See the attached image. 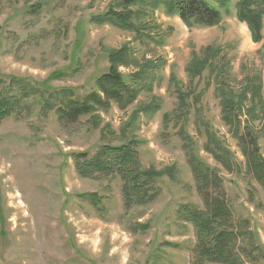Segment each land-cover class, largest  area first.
Returning a JSON list of instances; mask_svg holds the SVG:
<instances>
[{"label":"rangeland","instance_id":"374dc122","mask_svg":"<svg viewBox=\"0 0 264 264\" xmlns=\"http://www.w3.org/2000/svg\"><path fill=\"white\" fill-rule=\"evenodd\" d=\"M238 1L229 0L212 27H187L163 6L134 5L130 10L141 21L134 32L90 22L111 7L123 10L122 0H0L3 83L25 80L47 94L70 90L81 101L97 92L96 80L109 69V52L124 45L137 65L119 67V73L128 79L148 64L154 78L152 91L144 89L125 109L112 102L79 119L59 120L57 101L51 109L33 102L0 122V264H191L194 229L176 213L181 204L202 208L203 197L179 125L164 119L177 108L176 87L190 95L183 127L194 152L221 178L234 218H248L264 246V190L246 172L238 145L221 121L217 91L224 86L239 93L260 85L264 99V16L256 43L248 24L236 18ZM194 66L199 74L187 72ZM151 103L160 110L141 112L125 126L135 109ZM262 123L251 126L264 159ZM204 124L230 152V172L203 150ZM132 140L143 168L174 166L175 171L172 178L165 174L156 181L154 200L125 210L121 178L79 177L73 154L92 156L102 145ZM90 194L100 199L98 207L87 199ZM256 264H264V257Z\"/></svg>","mask_w":264,"mask_h":264},{"label":"trees","instance_id":"16d2710c","mask_svg":"<svg viewBox=\"0 0 264 264\" xmlns=\"http://www.w3.org/2000/svg\"><path fill=\"white\" fill-rule=\"evenodd\" d=\"M229 0H122L115 11L109 8L103 15L94 16L90 22L94 25H110L119 30L137 32L141 23L138 12L130 10L131 6H148L152 10L164 7L168 16H177L187 27H212L219 23L221 10ZM236 18L248 24L254 42L261 41V18L264 16V0H239L236 5ZM109 69L96 80L97 92L86 96L81 101L73 97L70 90H61L47 94L42 89L34 87L25 80H11L5 84L0 81V122L16 114L23 107H29L36 102L42 109H51L53 102L58 106L54 111L59 120H75L83 115L97 112V109L115 103L118 108L125 109L132 105L145 89L152 91L154 78L148 75V64L140 66V71L131 77L119 73V67H134L137 61L130 55L129 48L124 45L119 50L108 54ZM147 70V71H146ZM197 66L188 69L189 74H199ZM170 83L173 78L170 77ZM220 118L231 132L240 153L244 166L254 180L264 190V159L259 148L258 134L251 124L264 119V99L260 97V85H251L239 93L230 92L224 86L217 87ZM177 98V108L172 116L164 115V119L175 120L182 135L183 149L186 152L189 168L196 182V189L203 197V207L192 204H181L177 210V219L189 224L194 229L195 244L191 250V264H256L264 257V246L260 243L256 231H252L248 218H234L228 205L222 180L208 166L201 162L194 152V141L183 127L189 114L188 99L190 95L174 88ZM251 91L248 92V91ZM249 106L243 110L244 105ZM160 110L158 104H148L141 109H135L130 115L126 127L130 126L142 112L151 115ZM243 113L246 120H242ZM97 123L100 116L94 115ZM77 121V120H76ZM264 132V123L261 124ZM205 143L203 150L223 169L232 170V156L221 140L209 126L204 124ZM137 141L132 140L126 145H102L92 155L74 153L75 170L79 177L90 178L95 175L103 177L119 176L123 182L122 195L125 210H130L139 204H146L157 197L155 183L165 174L172 178L175 167L162 171L154 167L143 168L138 159L135 147ZM167 172V173H166ZM98 207L100 199L95 194L86 196ZM170 247H178L169 244Z\"/></svg>","mask_w":264,"mask_h":264}]
</instances>
